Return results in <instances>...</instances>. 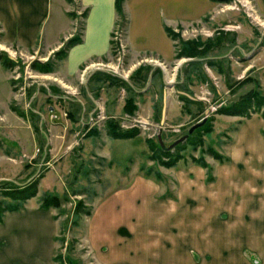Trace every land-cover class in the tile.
<instances>
[{"label": "rangeland", "instance_id": "1", "mask_svg": "<svg viewBox=\"0 0 264 264\" xmlns=\"http://www.w3.org/2000/svg\"><path fill=\"white\" fill-rule=\"evenodd\" d=\"M215 4L214 15L172 29L184 57L137 65L127 47L118 67L112 52L96 62L121 75L93 65L90 77H67L64 45L28 54L0 30V52L14 63L13 117H0V200L27 185L36 194L21 208L55 198L45 209L55 264H264V15L252 0ZM85 10L71 1L74 37ZM250 90L259 102L248 99V116L221 113ZM186 134L161 150L158 135L168 147ZM202 222L207 258L199 235L183 246ZM241 223L249 241L228 234Z\"/></svg>", "mask_w": 264, "mask_h": 264}, {"label": "crops", "instance_id": "2", "mask_svg": "<svg viewBox=\"0 0 264 264\" xmlns=\"http://www.w3.org/2000/svg\"><path fill=\"white\" fill-rule=\"evenodd\" d=\"M77 2L88 12L84 18L81 42L71 46L64 59L65 76L76 79L80 72L89 76L93 64L110 56V36L116 18L115 0ZM252 2L264 15V0ZM70 5L67 0H0V30L4 44H17L23 52L36 55L57 50L74 36ZM122 9L128 20L124 34L128 58L132 64L140 65L152 59L163 63L171 62L176 53L175 41L167 35L165 28H185L193 21L214 15L217 6L211 0H125ZM217 15L218 12L215 17ZM10 76L9 70L0 64V117L7 119L13 117L10 102L14 93ZM75 100L82 105L80 98ZM28 201L20 210L6 212L0 223V264H55V233L51 212L29 205ZM204 224L202 222L198 224V229L185 233L184 240L187 239L189 244H183L184 252H187L188 245L195 240L192 237L199 235L201 240L195 244L198 247L197 253L207 258V252L203 250L208 239L207 230L203 229ZM220 224V227L212 229L216 236L219 230L223 232V222ZM241 224L244 229L234 226L228 234L241 231V238L249 241V230L243 226L244 223ZM99 227L103 229V226ZM190 254L188 259L195 261Z\"/></svg>", "mask_w": 264, "mask_h": 264}, {"label": "trees", "instance_id": "3", "mask_svg": "<svg viewBox=\"0 0 264 264\" xmlns=\"http://www.w3.org/2000/svg\"><path fill=\"white\" fill-rule=\"evenodd\" d=\"M72 0H67L68 3L71 4ZM125 0H115L114 6H115V12H116V18L113 24V28H119L122 30L123 34H125V28H126V24H127V18L126 16L123 14V9H122V5L123 2ZM212 2L215 3H231L233 0H211ZM88 10H85L83 12V16L86 17ZM165 31L167 33V35L175 41V46H177L179 44H182V40L179 39V35L177 33H175L172 29L166 27ZM112 34V32H111ZM81 42V38L79 37H72L70 39H68L65 43L64 46L62 48V50L59 52L60 54H64L66 56V53L68 51V49ZM110 46H111V52L113 51V46H112V42L110 40ZM186 56L185 52L181 51H176L175 53V57L176 58H180V57H184ZM0 64H2L5 68L9 69L11 68L14 63L13 61L6 55H4L3 53L0 52ZM41 66H46L48 67V64H40ZM256 91L254 90H250V92L246 93V95L243 97V101H245L247 99V101L245 103H243L242 105H236L233 106L232 108H228V109H223L221 110V113L224 114H228V115H240V116H248L246 114V110L249 108V106H245L246 103L248 102V99L252 97V101L253 100H258V94L255 93ZM260 101H264V96H260L259 98ZM259 100L257 102H259ZM252 103V102H251ZM246 115H245V114ZM115 137H120L115 135ZM123 137H127V136H123ZM162 151H164L163 149H161ZM168 152L165 151V154H167ZM205 165V164H203ZM36 194V187L34 185H27L25 187L22 188H15L14 190L11 189L9 191H6V194H4L3 197L7 198L8 200H0V223L3 221V216L6 212H10V211H16L18 209H20L23 205V202L26 201L28 198L33 197ZM56 200L55 198H48V197H44L41 199V203H40V207L43 209H47L48 206L50 205H56Z\"/></svg>", "mask_w": 264, "mask_h": 264}, {"label": "built area", "instance_id": "4", "mask_svg": "<svg viewBox=\"0 0 264 264\" xmlns=\"http://www.w3.org/2000/svg\"><path fill=\"white\" fill-rule=\"evenodd\" d=\"M248 11H251L250 9H248ZM110 40L112 42V46H113V51H112V59H113V65L116 64L117 67L120 66V64H122V61L124 60L125 56H126V52H127V46H126V42H125V38H124V34L122 32L121 29L119 28H113L112 30V34L110 36ZM97 69L100 68H106L108 69V71H112V73H116L121 75V73H119V71H117V69H113L111 66H109L108 64H103V63H96L93 64Z\"/></svg>", "mask_w": 264, "mask_h": 264}, {"label": "water", "instance_id": "5", "mask_svg": "<svg viewBox=\"0 0 264 264\" xmlns=\"http://www.w3.org/2000/svg\"><path fill=\"white\" fill-rule=\"evenodd\" d=\"M204 120H205V119H203L202 122H203ZM202 122H198V123L194 124L193 126H191V127L189 128V130H188V133H189V134L192 133L194 129H196L197 127H199V126L202 124ZM186 137H187V134H186L185 136L181 137L180 139L176 140L175 142H173V144H171V145L168 146V147H166V146L163 144V142L161 141V138H160L159 135H158V140H159V145H160V147H161L163 150H168L169 148L173 147V146L176 145L177 143H179V142H183V141L186 139Z\"/></svg>", "mask_w": 264, "mask_h": 264}, {"label": "bare ground", "instance_id": "6", "mask_svg": "<svg viewBox=\"0 0 264 264\" xmlns=\"http://www.w3.org/2000/svg\"><path fill=\"white\" fill-rule=\"evenodd\" d=\"M158 65H160V64H158Z\"/></svg>", "mask_w": 264, "mask_h": 264}]
</instances>
